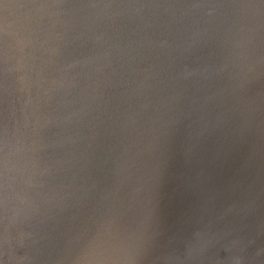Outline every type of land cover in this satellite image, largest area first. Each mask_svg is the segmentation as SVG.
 I'll list each match as a JSON object with an SVG mask.
<instances>
[{
    "label": "water",
    "instance_id": "water-1",
    "mask_svg": "<svg viewBox=\"0 0 264 264\" xmlns=\"http://www.w3.org/2000/svg\"><path fill=\"white\" fill-rule=\"evenodd\" d=\"M0 264H264V0H0Z\"/></svg>",
    "mask_w": 264,
    "mask_h": 264
}]
</instances>
